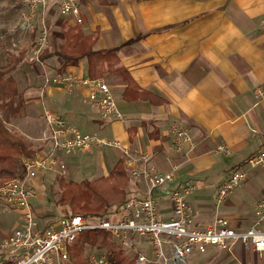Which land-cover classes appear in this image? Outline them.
<instances>
[{
	"label": "crops",
	"instance_id": "crops-1",
	"mask_svg": "<svg viewBox=\"0 0 264 264\" xmlns=\"http://www.w3.org/2000/svg\"><path fill=\"white\" fill-rule=\"evenodd\" d=\"M77 7L79 23L73 15H61L57 4L44 12L49 26L57 17L53 30L59 28L60 33L57 38L55 33L49 36L50 46L42 51V59L52 64L55 74L50 76L73 73L89 77L86 59L62 69L63 61L56 56L68 27L93 35L95 50L117 48L116 68L120 71H105L98 78L109 86L122 120L101 119L83 101L85 88L68 93L60 86H44L43 80L35 98H24L23 112L28 113L26 106L32 110L34 107L44 124L46 108L73 126V121L87 116L102 123L101 128L109 137L150 153L158 171L177 165L174 179L152 191L162 219L172 215L169 193L194 185L188 203L199 213L196 222H210L215 215L210 197H214L232 170H245L247 178L224 202L221 215L237 230L251 227L255 204L264 197V170L245 165L246 159L264 145V101L257 103L254 97V89L264 82V0H78ZM22 12L28 13V9L24 7ZM39 18L37 14L28 26L22 25L24 30L32 31L28 35L32 44L39 36ZM32 20L37 24L36 35ZM9 59L10 55L6 65ZM172 124L190 130L195 139L190 151L169 149ZM20 127L15 125V129ZM219 145H225L228 151H219ZM97 150L100 149L93 152ZM113 150L116 152L106 159L107 164L113 161L110 170L118 160L123 163L120 152ZM44 151H49V144ZM124 169L128 174L125 166ZM50 172L53 171L36 178L38 198L31 204L43 197L41 188L50 185ZM128 179L126 191L132 194L130 197H142L144 182L135 181L129 174ZM222 255L244 264L256 255L258 261L254 264H264V252L245 250L240 243L210 256Z\"/></svg>",
	"mask_w": 264,
	"mask_h": 264
},
{
	"label": "built area",
	"instance_id": "built-area-1",
	"mask_svg": "<svg viewBox=\"0 0 264 264\" xmlns=\"http://www.w3.org/2000/svg\"><path fill=\"white\" fill-rule=\"evenodd\" d=\"M28 13H21L22 25H29V20L39 14L40 32L34 43L31 61L40 63V55L46 45L48 30L44 12L52 4H57L63 16L73 15L81 22L78 0H20ZM264 28V14L261 19ZM44 86L63 87L68 93L85 88L83 101L96 110L101 119L122 120L115 98L107 83L102 78L80 77L73 73L54 76L44 75ZM256 102L264 101V82L254 89ZM45 130L43 140L49 144V151L34 158L22 160L23 174L17 178L0 181V206L18 212L19 226L4 238L2 252L12 260L11 264H69V250L82 231L102 230L110 233L119 241V248L129 251L147 239L153 249V256L137 254L135 264H192L189 257L203 254L210 247L228 250L235 243H240L245 250L257 254L264 252V197L254 207V224L246 230H237L228 218L215 213L206 224L196 222L198 211L188 203V196L195 189L186 185L173 189L169 193L171 217L162 219L152 191L163 188L174 179L177 165L168 171H158L152 165V155L133 148L129 143L110 140L98 135L82 134L75 126L57 117L44 108ZM171 142L169 149L175 152H188L195 145L190 130L178 124L170 126ZM113 148L120 152L129 176L145 184L144 196L130 198L109 217L86 218L81 215L64 214L57 221L41 225L32 207V200L37 199L35 180L41 173L48 171L64 172L65 166L59 154L92 152L95 149ZM227 152L225 145L217 147ZM250 169L264 170V145L256 154L246 159ZM247 178V172L241 168L232 170L227 180L218 188L216 208L225 196L240 186ZM1 212V211H0ZM135 239V240H134ZM127 253V252H126ZM90 264H118L107 258L106 251L89 252Z\"/></svg>",
	"mask_w": 264,
	"mask_h": 264
},
{
	"label": "rangeland",
	"instance_id": "rangeland-1",
	"mask_svg": "<svg viewBox=\"0 0 264 264\" xmlns=\"http://www.w3.org/2000/svg\"><path fill=\"white\" fill-rule=\"evenodd\" d=\"M22 9H24V7L21 5L20 0H0V68H4L6 66L5 61L9 58L10 53L17 54L22 48H26L25 57L23 59L24 62L17 65L15 71L13 73L11 72V75L15 77L19 90L22 91L24 98L27 96L26 98L33 99L37 95L38 88L41 85L40 81L44 80V75L50 76L55 73L52 71V64L50 65L47 59H42L44 55H40V63L30 60L33 55L35 45L34 43H36L37 38L36 40L34 38L35 41H33V44L32 42L30 43L28 35L31 34L32 31H29V29L24 30L22 26ZM56 20L57 17L53 19L52 26H49V21L46 24L48 37L44 49H48L50 46L49 36L52 33H55V38H57V33H60L59 28L53 30L54 22ZM34 21L32 20V27H34L35 25L34 35H36L38 30L36 29L37 24ZM46 103H48L47 99ZM23 110L24 108L15 116L7 119L6 127L13 134L22 137L29 150H31L33 153L31 156H17L16 159L20 166V173L15 176H3L0 178V181L4 179L19 177L23 172L22 160L24 158H34L38 154L45 153L44 150L47 143L43 140L42 135L45 127L43 121L41 122L40 118L36 115V109L34 107L32 110L30 106H26V111L28 112L26 114L23 112ZM63 116L64 118H66L64 114ZM73 124L82 134L98 135L110 140H114L102 130V123L99 124L98 121H93L87 116H80V118L77 119V122L73 121ZM15 125H21L19 130L15 129ZM20 131H22V133L24 132L25 134L20 133ZM112 152L116 151L112 148H104L95 152H75L67 155L58 153V156L65 165V171L50 172V175H48V181H51V186L49 185L50 187H42L41 189L43 191V197L39 202L33 201L32 203V207L35 209L36 215L41 225L54 222L62 215L69 214L66 205H60L58 203L60 195L58 177H64L67 181L69 179L79 181L82 179L92 180L101 175H105L110 170L109 164H112L113 162L112 160H110L109 164H107L106 162L107 157L110 156ZM217 191L214 194V197L211 196L210 199L212 200V205L214 206V213L222 214L221 207L224 205V202H226L227 199L232 196L234 189L225 196L223 201L216 208ZM128 196H132V194L129 193ZM0 211V264H8L9 258L5 254H3L1 244L4 238L10 235L12 231L19 226L20 217L18 212L6 209L3 206H0ZM111 239L112 242H114V244L119 248V241L112 235ZM141 244V246L137 245L134 249L131 248L129 251H125L124 254L129 258L137 255L135 254V252L146 255L147 257L153 256V249L151 248L152 246L151 244H149L148 240L144 239ZM73 247L74 245L70 249H72ZM96 250L106 251L104 248H96L91 244H83L79 260L83 259L87 262V264H90L88 260V254L89 252L91 253L92 251ZM225 251L226 249L210 247L203 254H195L193 256H190L189 261L192 264H244L243 262L239 260H233L232 257H227L226 255H222L221 257L218 256L219 258L210 256L211 253L221 254ZM257 261L258 257L256 255H253L251 257V260L247 261V263L245 264H254ZM71 264H73L72 261Z\"/></svg>",
	"mask_w": 264,
	"mask_h": 264
},
{
	"label": "trees",
	"instance_id": "trees-1",
	"mask_svg": "<svg viewBox=\"0 0 264 264\" xmlns=\"http://www.w3.org/2000/svg\"><path fill=\"white\" fill-rule=\"evenodd\" d=\"M94 44L93 35H83L76 27L66 28L56 51V56L63 61L62 69L77 66L81 59H86L87 75L91 78L101 77L105 71L109 73L120 71L116 68L118 49L95 50ZM25 53L26 50L22 49L17 55L10 54L7 65L0 68V178L18 175L20 166L16 159L17 156H31L33 153L22 137L13 134L6 127L7 119L15 116L24 108V96L10 73L23 59ZM128 181V174L121 160L115 163L107 175H102L92 181L88 179L67 181L60 176L58 177L60 187L58 203L66 205L70 215L77 214L86 218L109 217L125 201L132 198L126 191ZM83 244L104 248L107 258L118 264H135L137 261V255L132 258L127 257L112 242L110 233L102 230H86L79 234L74 247L69 250V264L71 261L73 264H87L85 260H79ZM11 263L12 260L9 258L8 264Z\"/></svg>",
	"mask_w": 264,
	"mask_h": 264
}]
</instances>
